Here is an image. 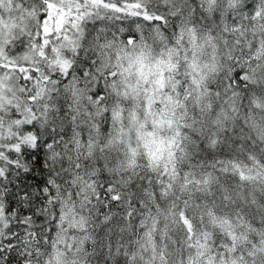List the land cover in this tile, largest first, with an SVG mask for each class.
I'll return each instance as SVG.
<instances>
[{
    "label": "snow or ice",
    "instance_id": "snow-or-ice-1",
    "mask_svg": "<svg viewBox=\"0 0 264 264\" xmlns=\"http://www.w3.org/2000/svg\"><path fill=\"white\" fill-rule=\"evenodd\" d=\"M0 264H264V0H0Z\"/></svg>",
    "mask_w": 264,
    "mask_h": 264
}]
</instances>
